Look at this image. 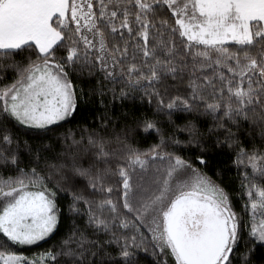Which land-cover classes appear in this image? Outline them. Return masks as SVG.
<instances>
[{"label": "snow or ice", "instance_id": "snow-or-ice-1", "mask_svg": "<svg viewBox=\"0 0 264 264\" xmlns=\"http://www.w3.org/2000/svg\"><path fill=\"white\" fill-rule=\"evenodd\" d=\"M0 264H264V0H0Z\"/></svg>", "mask_w": 264, "mask_h": 264}, {"label": "trees", "instance_id": "trees-1", "mask_svg": "<svg viewBox=\"0 0 264 264\" xmlns=\"http://www.w3.org/2000/svg\"><path fill=\"white\" fill-rule=\"evenodd\" d=\"M71 126V125H67ZM53 241L50 240L48 242H41L38 246H31V247H24V248H18V251H23L25 255L31 256L33 253H37L39 251L45 250L48 247H51Z\"/></svg>", "mask_w": 264, "mask_h": 264}]
</instances>
